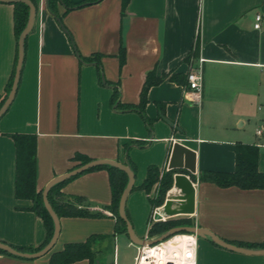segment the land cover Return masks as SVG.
Instances as JSON below:
<instances>
[{"label":"crops","instance_id":"0c3cea01","mask_svg":"<svg viewBox=\"0 0 264 264\" xmlns=\"http://www.w3.org/2000/svg\"><path fill=\"white\" fill-rule=\"evenodd\" d=\"M45 3L36 0L18 89L0 119V243L37 248L46 240L42 220L29 210L31 201L14 196L12 134L36 137L37 192L82 165L75 154L128 164L135 189L127 196L126 213L134 231L137 223L138 238L148 237L155 209L150 198L156 185L149 193L139 189L147 169L167 171L173 144L180 143L195 153V212L177 217L226 242H263L264 189L220 188L197 178L205 171L233 172L238 144L258 148V170L264 173V0H129L124 10L122 0H100L66 14L57 4L61 19ZM16 46L13 6L0 3V101ZM94 54L102 56L98 65L81 63L80 57ZM197 56L205 60L200 105L185 98L190 59ZM149 73L161 81L147 90L142 112L120 107L139 104ZM60 193L82 198L91 212L103 215L59 218L62 243L53 251L114 233L116 220L105 214L112 201L106 170L77 175ZM43 257L28 261L0 254V264H47L49 254ZM197 264H264V255L232 252L198 238Z\"/></svg>","mask_w":264,"mask_h":264},{"label":"trees","instance_id":"16d2710c","mask_svg":"<svg viewBox=\"0 0 264 264\" xmlns=\"http://www.w3.org/2000/svg\"><path fill=\"white\" fill-rule=\"evenodd\" d=\"M29 1H31V3L36 8V0ZM99 1L100 0H87L83 4L77 5L73 4L70 0H48V8L56 17L61 19L62 16L58 15L55 8V5L57 4H60L64 7L63 14H66L83 6L96 4ZM128 2L129 0H122V10H124ZM10 5L13 6V25L16 42H18L19 35L25 28L27 23L29 9L22 3H15ZM16 49L15 66L17 61L18 46H16ZM101 57L102 56L99 54H94L89 58L80 57L79 59L81 63L95 62L98 65L99 59ZM118 58L119 66L121 68L125 63V48L123 47L122 43H120ZM15 66L6 87V95L0 101V107L11 88ZM170 80L178 82L177 78L175 77H170ZM160 81L161 79H155L153 77V74L149 73L141 90L139 104L137 106L119 104V106L124 109H137L142 112V109L146 103L147 90L149 89V87L158 84ZM11 139L15 148L14 196L17 200L31 201L32 206L29 210L42 220L44 228L46 230V240L41 246L37 248L26 247L14 249L23 253H34L41 250L49 242L53 233V222L44 208L42 193L37 192L36 190V137L32 134H12ZM73 159L77 160L81 164H85L91 161L90 158L81 154H75ZM96 169H104L109 174V181L112 191V201L108 209L111 211L112 217H114L116 220L115 230L112 237L92 235L83 242L66 243L61 250L53 251L52 249L48 253L49 259L47 264H74L76 262L84 260H86L88 264H104L106 258L105 256L107 254H112L111 239H114L117 235L120 234H125L127 236L126 226L124 222L118 217V203L121 193L126 186L127 176L122 171L110 166H101L90 169L88 171ZM174 173L176 172L165 171L160 173V171L156 167H148L146 178L139 189H142L145 192L149 193L151 188L156 185V195L154 198H150V203L153 208L160 207L164 203L165 195L172 186ZM192 179L196 180L194 176H192ZM197 179L200 182L215 184L220 188L237 187L242 190L264 189V173L258 170V148L253 145L238 144L235 149V169L233 172L226 173L205 171L201 172ZM69 180L65 181L64 183L55 185L49 191L48 201L56 216L58 218L101 217L103 214L101 212H91L89 208L84 205L82 198L62 196V194L60 193V189ZM180 226H193V223L188 218H185L183 220L167 219L165 222H154L151 226H149L147 235L148 237H152L155 235L163 234L172 228ZM103 242L106 243V247H102L101 244ZM228 243L246 249H264V241L255 244L240 242ZM0 254L12 257L2 251H0Z\"/></svg>","mask_w":264,"mask_h":264},{"label":"water","instance_id":"95a60500","mask_svg":"<svg viewBox=\"0 0 264 264\" xmlns=\"http://www.w3.org/2000/svg\"><path fill=\"white\" fill-rule=\"evenodd\" d=\"M0 3L5 4H15L22 3L26 5L29 9L28 20L25 28L19 35L17 46V61L14 71V77L12 81L11 88L0 107V119L7 112L10 105L12 104L20 81L22 66L24 62L25 56V42L33 30L35 16H36V8L29 0H0ZM46 8H48V0H46ZM101 166H110L116 168L127 176V183L125 188L123 189L119 203H118V217L124 222L126 226V234L130 242L136 246H152L159 242H162L169 237H172L176 234L180 233H189L195 234L198 238L209 239L213 244L217 245L220 248L225 250H229L236 253L247 254V255H264V249H246L243 247H238L233 244H230L211 232L197 228L195 226H180L175 227L168 230L162 236H159L155 239H146V238H138L133 230V227L127 217L126 213V200L127 196L131 192L135 182V175L128 164H121L119 162L110 161V160H93L88 163L82 164L67 173L56 176L53 178L43 189L42 191V200L44 204V208L49 214L53 222V233L49 240V242L39 251L34 253H23L20 252L13 247L6 245L4 243H0V251L14 257L20 258L23 260H35L47 255L55 246L59 234H60V221L56 214L53 212L49 201L48 194L52 187L55 185L64 183L65 181L82 174L90 169L101 167ZM167 171H174L176 173L173 174V182L171 188L167 191L165 195L164 203L158 208L157 213L154 216L156 222L162 221L177 217V216H190L195 212V188L193 185V181L191 179L192 176L196 177L195 170V153L180 143H174L171 155L169 158V162L167 165ZM113 259L112 255H108L105 263L111 264Z\"/></svg>","mask_w":264,"mask_h":264},{"label":"built area","instance_id":"2783aa9c","mask_svg":"<svg viewBox=\"0 0 264 264\" xmlns=\"http://www.w3.org/2000/svg\"><path fill=\"white\" fill-rule=\"evenodd\" d=\"M255 21L256 24L254 25V28L258 29L261 21V16L259 14L255 16ZM194 52L195 49L193 50V53ZM204 61L205 60L201 56H197L195 58L191 57L190 68L186 74L187 91L185 92V98L189 102L196 105H200L202 99ZM256 134L260 135L261 131H257ZM158 208H155L151 215V219L154 222H156L154 216L157 213ZM105 214L112 216V214L109 212H106ZM176 235H180L182 238H187L190 245L185 246V243H183L181 240H176L171 246L166 245V242ZM176 235L152 246L137 247L133 264H197L198 237L195 234L189 233H180ZM146 239L149 238L147 237ZM113 264H117L115 257Z\"/></svg>","mask_w":264,"mask_h":264},{"label":"rangeland","instance_id":"374dc122","mask_svg":"<svg viewBox=\"0 0 264 264\" xmlns=\"http://www.w3.org/2000/svg\"><path fill=\"white\" fill-rule=\"evenodd\" d=\"M185 218L187 219L188 217H176V218H172L170 220H183ZM165 221L166 220H163L161 222H165ZM153 223H154V221H152V219L150 218L149 226H151ZM136 227H137V223H135V231H134V233L135 232L139 233L138 230L136 229ZM112 234L113 233L111 232L110 234H106V235L108 237H112ZM163 234L155 235V236L148 237V238L149 239H155V238H158L159 236H162ZM61 241H62V239L59 238L57 243H56V245H55V248L60 247V245L62 243ZM111 243H112L111 252H112V256H113L111 264L114 263V257L116 259L117 264H133L134 257L136 255V251H137V247H139V246H136V245L132 244L130 242V240L128 239V237H126L125 235H123L122 237L117 235L114 239H111ZM44 258L45 257H41V258H38V259H35V260H40L41 261V260H44ZM75 264H86V263L76 262Z\"/></svg>","mask_w":264,"mask_h":264},{"label":"bare ground","instance_id":"6f19581e","mask_svg":"<svg viewBox=\"0 0 264 264\" xmlns=\"http://www.w3.org/2000/svg\"><path fill=\"white\" fill-rule=\"evenodd\" d=\"M176 240H181L183 243H185V244H184L185 246H189V245H190V243H188L189 240H188L187 238H182V237H180V235H176V236H174L173 238H171L169 241L166 242V245L171 246L172 243H174ZM184 240H185V241H184ZM187 240H188V241H187Z\"/></svg>","mask_w":264,"mask_h":264}]
</instances>
